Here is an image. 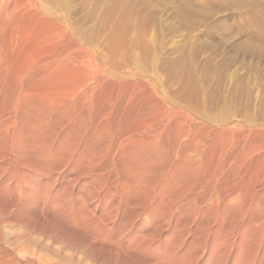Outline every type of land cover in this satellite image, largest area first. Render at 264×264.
<instances>
[{"label":"bare ground","instance_id":"6f19581e","mask_svg":"<svg viewBox=\"0 0 264 264\" xmlns=\"http://www.w3.org/2000/svg\"><path fill=\"white\" fill-rule=\"evenodd\" d=\"M3 72H0V160L3 162L0 165V264H21L14 253L21 256L22 246L29 243L38 247L44 241L48 247L49 243L51 247H54L52 243L58 244L60 249L72 252L70 257H65L69 253L58 249L60 262L72 261L71 257L75 259L77 255L80 264H194L203 247L220 260L236 239L249 246L253 244L255 249L263 247L264 165L259 161L247 165L248 159L245 161L255 146L246 147L241 161L232 166L234 157L226 156L223 150L225 139L217 143L220 138H210L204 129L192 133L181 121L167 130L155 127L152 121L155 116L152 119L151 114H144V121L140 117V122L135 121L140 112L137 110L144 107L131 110L135 101L130 110L125 111L123 106L124 111L121 107L109 118L113 108L103 104L105 97L101 96L100 101L88 93L75 101L73 94L78 93L73 91L77 86L70 85L73 87L70 89L65 81L69 88L52 89L57 85L53 78L54 82L50 83L55 85L49 88L48 84L47 88L40 84L44 75L33 82L36 85L29 79L30 86L9 82L6 85L8 73ZM130 98L128 101H132ZM220 130L216 131L221 135ZM77 187L79 194L74 195ZM119 193L127 199L124 204L117 201ZM30 213L40 220L32 222ZM195 219L201 221L196 223ZM171 224L172 231L166 235ZM8 227L19 230L8 233ZM190 234L192 240L187 243ZM48 247H41V251L45 254V250H50ZM44 254L40 253L36 259L34 254L33 257L26 254L25 263L51 264L45 262L49 254L45 258ZM41 255L45 261L38 259Z\"/></svg>","mask_w":264,"mask_h":264},{"label":"rangeland","instance_id":"374dc122","mask_svg":"<svg viewBox=\"0 0 264 264\" xmlns=\"http://www.w3.org/2000/svg\"><path fill=\"white\" fill-rule=\"evenodd\" d=\"M0 11V44L3 46L0 47V68L3 67L0 72L6 70L7 78L11 79L6 85L19 83L26 87L24 84L27 83L30 86L44 75L45 80L40 84L47 88L48 84L49 88L57 84L52 89L69 88L70 85L79 87L72 90L78 93H72L75 101L88 95H96L100 101L105 97L103 104L113 108L109 118H113L121 107L124 111L123 106L125 111L132 106L131 110L144 106L143 110H137L140 112L135 121H139V117L144 121V116L151 114L149 116L155 118L152 120L155 127L167 130L181 121L192 133L204 129L210 138H220L217 143L225 139L228 147L226 144L222 149L226 156L234 157L232 166L241 161L246 147L255 146L250 154L252 157L248 155L245 161L248 159L247 165L257 161L264 165V0H0ZM22 67H26L25 70ZM53 70L54 74H51ZM42 71L46 72L43 74ZM58 72L61 73L59 76ZM215 129H221V135ZM202 131L198 134H205ZM78 188L74 195L79 194ZM119 194L117 201L124 204L127 199ZM118 196L121 197L118 199ZM30 214L32 222L40 220ZM200 221L195 219L196 223ZM8 228L5 229L8 233L19 230ZM167 229L166 235L172 231V224ZM191 234L187 236V243L192 240ZM236 240L221 260L209 249L201 248L194 264H213L216 260L217 264H264V245L255 249L253 244L249 246L241 239ZM45 242L38 247L28 243L30 248L22 246L19 252L24 255L14 254L21 264H26L27 256L34 254L36 259L40 253L44 254L41 247H48ZM50 245V250H45L44 254V258L49 254L46 259L50 260L45 261L42 255L38 259L51 261V264H80L77 255L75 259L71 257L72 261L60 262L57 250L63 252L66 249H60L58 244ZM31 250L36 252L31 253ZM70 252L67 249L63 253H69V256L63 255L70 257Z\"/></svg>","mask_w":264,"mask_h":264}]
</instances>
